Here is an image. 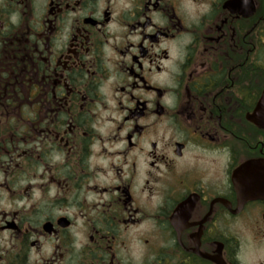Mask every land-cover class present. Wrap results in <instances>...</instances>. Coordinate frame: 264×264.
Listing matches in <instances>:
<instances>
[{
    "label": "flooded vegetation",
    "instance_id": "flooded-vegetation-1",
    "mask_svg": "<svg viewBox=\"0 0 264 264\" xmlns=\"http://www.w3.org/2000/svg\"><path fill=\"white\" fill-rule=\"evenodd\" d=\"M263 97L264 0H0V264H264Z\"/></svg>",
    "mask_w": 264,
    "mask_h": 264
},
{
    "label": "water",
    "instance_id": "water-1",
    "mask_svg": "<svg viewBox=\"0 0 264 264\" xmlns=\"http://www.w3.org/2000/svg\"><path fill=\"white\" fill-rule=\"evenodd\" d=\"M261 115L260 126L264 128V97L255 110L254 116ZM253 174L254 177H251ZM235 188L238 193L243 194L249 199L264 197V165L248 163L241 170L234 173Z\"/></svg>",
    "mask_w": 264,
    "mask_h": 264
}]
</instances>
